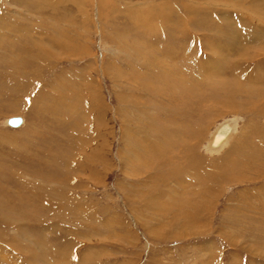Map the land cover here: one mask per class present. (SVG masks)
Wrapping results in <instances>:
<instances>
[{"label": "rangeland", "instance_id": "374dc122", "mask_svg": "<svg viewBox=\"0 0 264 264\" xmlns=\"http://www.w3.org/2000/svg\"><path fill=\"white\" fill-rule=\"evenodd\" d=\"M262 1L0 0V264H264Z\"/></svg>", "mask_w": 264, "mask_h": 264}, {"label": "bare ground", "instance_id": "6f19581e", "mask_svg": "<svg viewBox=\"0 0 264 264\" xmlns=\"http://www.w3.org/2000/svg\"><path fill=\"white\" fill-rule=\"evenodd\" d=\"M14 1H16V0H14ZM19 1H27V2H30V3H32L33 1H35L34 3H36V1L37 0H19ZM32 1V2H31ZM50 1V4L52 3L51 2V0H38V3L39 4H43V3H46V2H49ZM63 1V0H62ZM108 1L109 0H102V6H104V5H106L107 3H108ZM201 1H203L204 2V0H201ZM222 1V0H221ZM226 1V0H225ZM244 1V0H243ZM24 2V3H25ZM55 2V1H54ZM100 2H101V0H100ZM219 2V1H218ZM262 2H264V1H262ZM22 3V2H21ZM252 3V2H251ZM47 4V3H46ZM45 4V5H46ZM261 4V3H260ZM31 5H33V3L31 4ZM164 5V4H163ZM167 5V4H166ZM235 5H237V4H235ZM49 6V5H48ZM162 6V5H161ZM255 6V5H254ZM261 6H263V5H261ZM163 8H164V6H162ZM35 8V7H34ZM40 8H41V6H40ZM46 8V7H45ZM104 8V7H103ZM249 8V7H248ZM253 9H255V7H253ZM39 10V9H38ZM103 10V9H102ZM164 10V9H163ZM249 10H251V8L249 9ZM257 10V9H256ZM172 11V10H171ZM170 11V12H171ZM236 11H238V10H236ZM259 11V10H258ZM133 12L134 13H136V19H135V21H134V23L137 25V26H139L138 27V29H139V31H144V29L147 31V30H149V31H152L153 29H154V27H153V22L155 21V19H156V17L157 18H159V19H163V21L165 22L166 20H168L169 19V15H171V14H173V13H164L163 11H162V9H161V7H160V9H154L152 12L151 11H149V12H151V13H149L148 11H137V10H132L131 12H129V11H127V16L130 18V20L132 21V23H133ZM142 12V13H141ZM143 12H145V13H143ZM254 12V11H253ZM257 12V11H256ZM28 13V12H27ZM17 14H20V13H17ZM25 14V13H24ZM23 14V16H25ZM237 14V13H236ZM22 15V13L20 14V16ZM26 17H24V19H25ZM223 18V17H222ZM0 19H1V16H0ZM138 19V20H137ZM13 20V19H12ZM28 21H30V19H27ZM26 21V20H25ZM67 22H69V24H72L70 21H67ZM63 23H65V22H63ZM159 23H161V21L160 20H157V22H156V27H157V24H159ZM9 24H11V25H14L15 23H14V21H8L7 22V25H5V24H3V23H0V29L1 30H4L5 29V31H2V32H0V49L2 50V48L5 46L4 45V43H3V41H4V39L6 38V39H8V40H10L11 39V37H9V36H7V34H9V33H13V31L12 30H15V31H17V32H23V33H25V36H27L28 34H30L31 33V31H30V33H26L25 32V30H23V27H15V26H11V25H9ZM145 25V26H144ZM155 27V28H156ZM9 28H11V29H9ZM66 28V27H65ZM62 29H64V28H62ZM141 29V30H140ZM53 30H54V32L56 33V34H58V40H59V42L56 40V39H54L53 37H51V39H49L50 37H48V35L47 34H43V35H46V40L41 36V40H38V41H40V43L39 44H41V46H40V50L39 51H37V53L39 54V56H35L34 57V61L35 60H37V59H40L39 60V62H43L44 60H42L41 58L42 57H45V58H48L49 60L51 59L52 60V58L54 57V58H56V51H50L51 50V48H50V46H48V45H51V44H53V49L52 50H55V49H60V50H62L61 48L62 47H64V49H65V51L67 52V51H69V49L72 47V45H71V43H69V42H63L62 41V37H63V33H62V30H61V28L58 26V24L53 28ZM6 31H9V33H7L6 34ZM27 31V30H26ZM29 31V30H28ZM166 34V33H165ZM243 34V33H242ZM241 34V35H242ZM153 37H155V36H158V35H156L155 34V32H153ZM39 36V35H38ZM222 37V36H221ZM246 37V36H245ZM53 38V39H52ZM165 38H166V36H165ZM225 38V37H224ZM5 39V40H6ZM237 39V38H236ZM240 39V38H239ZM7 40V41H8ZM232 41V40H231ZM241 41V40H240ZM49 42V43H48ZM161 43V42H160ZM232 43V42H231ZM32 45L30 48L32 49L35 45H37V42H35V41H30L29 42V45ZM4 45V46H3ZM228 45V44H227ZM230 45V44H229ZM232 45V44H231ZM25 46H27V45H24V49L25 50H29L27 47H25ZM233 46V45H232ZM242 46V45H241ZM229 47V46H228ZM227 47V48H228ZM151 48H154L153 47V44H151L150 46H149V48L148 49H151ZM158 48V47H157ZM72 49V48H71ZM231 49V48H230ZM180 50L181 49H179L178 48V52H180ZM218 50V49H217ZM184 51V50H183ZM31 52V51H30ZM62 52V51H61ZM138 53V52H137ZM185 53V52H184ZM222 56V55H221ZM183 58H186V57H183ZM173 59V58H172ZM182 59V58H181ZM244 59H245V57H244ZM174 60V59H173ZM177 62V60H175V63ZM40 66V65H39ZM162 74L163 75H166V72L164 73V71L162 72ZM143 77V76H142ZM134 79H135V77H134ZM140 79V78H139ZM232 79V78H231ZM235 79V78H234ZM236 80V79H235ZM234 81V80H233ZM189 83V82H188ZM192 83V82H191ZM214 83V82H213ZM237 83V82H236ZM131 84V83H130ZM212 84V83H211ZM186 85V84H185ZM190 86V85H189ZM215 86V85H214ZM213 86V87H214ZM183 87V86H182ZM191 87V86H190ZM195 89L196 88H194V87H192V89H191V91L192 90H194L195 91ZM211 89H212V86H211ZM185 90H183V92H184ZM189 91L190 90H186L185 91V93H189ZM193 91V92H194ZM182 92V93H183ZM182 95V94H181ZM261 95H263L264 96V94H260L259 96H261ZM63 97V96H62ZM96 99V98H95ZM138 105V104H137ZM53 106V105H52ZM58 106V105H57ZM135 106V105H134ZM133 106V107H134ZM64 107V106H63ZM135 107H137V106H135ZM134 109V108H133ZM136 109V108H135ZM93 111V110H92ZM135 113V112H134ZM149 114V113H148ZM21 118V117H20ZM22 119V118H21ZM137 119V118H136ZM165 120V119H164ZM7 122H8V120H7ZM23 125V119H22V123H21V125H19L18 127H16V128H11V129H18V128H20L21 126ZM148 125V124H147ZM224 125H226V124H224ZM139 127V126H138ZM149 127V126H148ZM10 128V127H9ZM224 128H225V130L224 129H218L214 134H213V136H212V138H211V141H210V146L209 147H211V148H215V147H217L218 145H220L222 142H224L225 140H226V138L229 136V131H226V130H229V128L230 127H228V126H224ZM148 129V128H147ZM157 130V129H156ZM131 134V133H130ZM140 135V134H139ZM130 136V135H129ZM135 136V135H134ZM140 137V136H139ZM146 138V137H145ZM151 139V138H150ZM145 141V140H144ZM149 141H151V140H149ZM154 141V140H153ZM139 142V141H138ZM137 142V144H135V143H133L134 144V147L136 148V155H135V159L136 160H139L140 159V157L141 156H143L144 157V155H146V156H148L149 155V152H151V153H153L155 150H154V148H152V146L154 147L155 146V143H153L152 141H151V143H149L150 144V146H148L149 144H147L148 142H147V140H146V144L147 145H144V144H142V147H141V145L139 144ZM155 142V141H154ZM135 148H134V150H135ZM160 150V149H159ZM211 150V149H210ZM214 150V149H213ZM247 154V153H246ZM134 159V158H133ZM133 162L135 163V161L133 160ZM228 162H229V160H227V159H224L223 158V161L221 162V164H219V166L221 167V168H223L222 169V173L224 172V173H227L228 171L227 170H230V168L231 169H234L233 167H231L232 166V164L229 166V164H228ZM163 166V165H162ZM227 166H229L227 169H226V167ZM223 170H225V171H223ZM212 176V175H211ZM215 176H217L216 177V179H218L219 177L220 178H222L223 179V177H221L220 176V173L219 174H216ZM199 178V177H198ZM200 179V178H199ZM180 188V187H179ZM157 190V189H156ZM154 194V193H153ZM153 203V202H152ZM152 205V204H151ZM264 205V204H263ZM261 207H263V206H261ZM24 235L25 236H27L25 233H24ZM36 236H38V234L36 235ZM40 236V235H39ZM44 236V235H43ZM18 237H19V235H18ZM18 237H17V239H18ZM27 237H31V235L30 236H27ZM26 237V238H27ZM20 238V237H19ZM259 238V237H258ZM41 238H39V240H40ZM36 241H38V240H36ZM28 245V244H27ZM38 245V244H37ZM21 246L19 245L16 249H20L21 250V248H20ZM32 247V246H31ZM34 248V247H33ZM32 253V252H31ZM31 257H29V258H34V257H36L35 256V254H31L30 255ZM5 259V258H4ZM44 260V259H43ZM6 261V260H5ZM4 261V262H5ZM33 262V261H32ZM51 263V262H50Z\"/></svg>", "mask_w": 264, "mask_h": 264}, {"label": "water", "instance_id": "95a60500", "mask_svg": "<svg viewBox=\"0 0 264 264\" xmlns=\"http://www.w3.org/2000/svg\"><path fill=\"white\" fill-rule=\"evenodd\" d=\"M21 123H22V119L20 117H13L8 120L7 125L10 128H16L19 125H21Z\"/></svg>", "mask_w": 264, "mask_h": 264}]
</instances>
